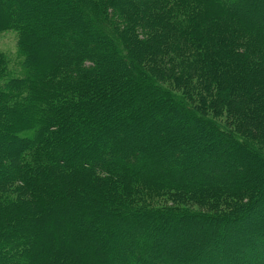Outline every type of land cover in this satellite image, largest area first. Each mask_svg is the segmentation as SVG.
Masks as SVG:
<instances>
[{
    "label": "trees",
    "instance_id": "trees-1",
    "mask_svg": "<svg viewBox=\"0 0 264 264\" xmlns=\"http://www.w3.org/2000/svg\"><path fill=\"white\" fill-rule=\"evenodd\" d=\"M257 10L0 0V264H264ZM192 224L206 240L179 247Z\"/></svg>",
    "mask_w": 264,
    "mask_h": 264
},
{
    "label": "rangeland",
    "instance_id": "rangeland-1",
    "mask_svg": "<svg viewBox=\"0 0 264 264\" xmlns=\"http://www.w3.org/2000/svg\"><path fill=\"white\" fill-rule=\"evenodd\" d=\"M254 13V22H258L260 21L262 24H264V11L261 10H257ZM0 51L4 54V56L7 59V65H8V70H13V71H18L19 67H20V56L18 54V48H17V34L16 32H14L13 30H1L0 31ZM201 95L200 93L196 92L195 98H198V96ZM220 119H222L224 121L223 117H220ZM259 137H256V142L260 141L258 140ZM257 144V143H256ZM261 146V145H260ZM136 150V149H135ZM225 165H228V162L225 163ZM224 165V166H225ZM217 170V169H216ZM215 169L212 170V172H214ZM156 204L159 205H166V204H173L174 201L172 199H170L168 196H163L158 198L155 201ZM194 207H196L197 205L192 204ZM170 223V221H169ZM220 225V224H219ZM189 227V230H184L183 232L185 233V239L176 242L179 247L181 248H188L189 246L192 245L194 240H206L205 235L202 234V226H198V225H187ZM213 229L216 227V225L212 226ZM171 231H169L168 235L170 234V236H166L164 237L165 240V244L166 245H171L173 244V242H175L176 239V235L177 232L174 230L172 233H170ZM215 233H213L212 236H214ZM211 240V239H210ZM215 242V240H211L208 243L204 244L201 247H209V245L211 243ZM171 243V244H168ZM176 245H173V248H177ZM240 244H237L235 246H239ZM199 248V247H198ZM198 248L196 249V251L198 250Z\"/></svg>",
    "mask_w": 264,
    "mask_h": 264
}]
</instances>
